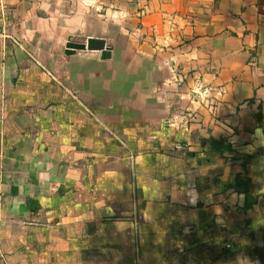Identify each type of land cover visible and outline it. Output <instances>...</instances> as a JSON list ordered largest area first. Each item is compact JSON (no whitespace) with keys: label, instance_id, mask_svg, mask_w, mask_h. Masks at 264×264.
<instances>
[{"label":"crops","instance_id":"0c3cea01","mask_svg":"<svg viewBox=\"0 0 264 264\" xmlns=\"http://www.w3.org/2000/svg\"><path fill=\"white\" fill-rule=\"evenodd\" d=\"M0 29V264H264V0H0Z\"/></svg>","mask_w":264,"mask_h":264},{"label":"water","instance_id":"95a60500","mask_svg":"<svg viewBox=\"0 0 264 264\" xmlns=\"http://www.w3.org/2000/svg\"><path fill=\"white\" fill-rule=\"evenodd\" d=\"M72 46L79 48H87L88 50H102L103 58H109L111 56L110 50L107 49L106 40L103 38H90L86 45L73 44Z\"/></svg>","mask_w":264,"mask_h":264},{"label":"trees","instance_id":"16d2710c","mask_svg":"<svg viewBox=\"0 0 264 264\" xmlns=\"http://www.w3.org/2000/svg\"><path fill=\"white\" fill-rule=\"evenodd\" d=\"M208 142L210 143L211 148L214 152L224 153L233 150L232 146L229 144H225L223 140L210 139ZM239 185H241V183H239ZM33 203V201L30 202V204ZM31 209H33V207H31Z\"/></svg>","mask_w":264,"mask_h":264}]
</instances>
